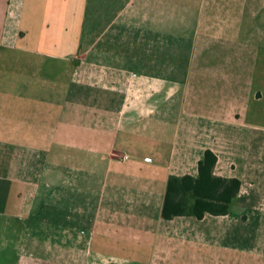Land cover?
Segmentation results:
<instances>
[{
    "label": "crops",
    "instance_id": "obj_1",
    "mask_svg": "<svg viewBox=\"0 0 264 264\" xmlns=\"http://www.w3.org/2000/svg\"><path fill=\"white\" fill-rule=\"evenodd\" d=\"M0 264H264V0H0Z\"/></svg>",
    "mask_w": 264,
    "mask_h": 264
},
{
    "label": "trees",
    "instance_id": "obj_2",
    "mask_svg": "<svg viewBox=\"0 0 264 264\" xmlns=\"http://www.w3.org/2000/svg\"><path fill=\"white\" fill-rule=\"evenodd\" d=\"M217 156L207 150L199 162L198 176H171L168 180L162 216L165 220L176 217L206 215L225 216L238 197L241 181L223 178L214 174Z\"/></svg>",
    "mask_w": 264,
    "mask_h": 264
}]
</instances>
